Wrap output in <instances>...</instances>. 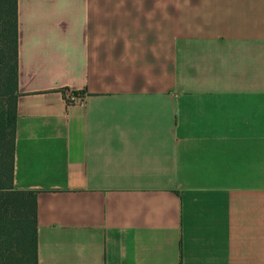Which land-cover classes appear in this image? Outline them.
I'll return each mask as SVG.
<instances>
[{
  "label": "crops",
  "instance_id": "crops-1",
  "mask_svg": "<svg viewBox=\"0 0 264 264\" xmlns=\"http://www.w3.org/2000/svg\"><path fill=\"white\" fill-rule=\"evenodd\" d=\"M18 30L38 264H264V0H18Z\"/></svg>",
  "mask_w": 264,
  "mask_h": 264
},
{
  "label": "trees",
  "instance_id": "trees-1",
  "mask_svg": "<svg viewBox=\"0 0 264 264\" xmlns=\"http://www.w3.org/2000/svg\"><path fill=\"white\" fill-rule=\"evenodd\" d=\"M18 0H0V264H38L37 189L15 186Z\"/></svg>",
  "mask_w": 264,
  "mask_h": 264
},
{
  "label": "built area",
  "instance_id": "built-area-1",
  "mask_svg": "<svg viewBox=\"0 0 264 264\" xmlns=\"http://www.w3.org/2000/svg\"><path fill=\"white\" fill-rule=\"evenodd\" d=\"M70 97H73V94H70Z\"/></svg>",
  "mask_w": 264,
  "mask_h": 264
}]
</instances>
